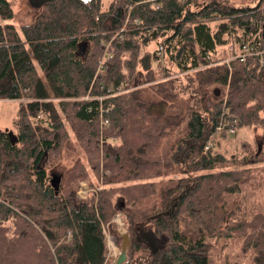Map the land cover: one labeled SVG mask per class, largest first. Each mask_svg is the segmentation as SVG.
<instances>
[{"label": "trees", "instance_id": "trees-1", "mask_svg": "<svg viewBox=\"0 0 264 264\" xmlns=\"http://www.w3.org/2000/svg\"><path fill=\"white\" fill-rule=\"evenodd\" d=\"M243 1L48 0L19 33L0 0V101H19L16 142L0 130V264H107L119 214L123 264H210L224 239L264 264L262 148L243 142L227 157L218 146L264 130V62H223L230 47L264 50V0ZM156 70L192 90L156 82ZM69 132L85 162L58 174L55 191ZM83 181L95 190L84 201Z\"/></svg>", "mask_w": 264, "mask_h": 264}, {"label": "rangeland", "instance_id": "rangeland-1", "mask_svg": "<svg viewBox=\"0 0 264 264\" xmlns=\"http://www.w3.org/2000/svg\"><path fill=\"white\" fill-rule=\"evenodd\" d=\"M12 4L13 12L15 15V18L9 23L13 24L17 31L20 33V27L21 25L28 24L32 22V20L35 18V16L40 12L41 10V4L38 0H7ZM101 2V8L105 10L111 0H100ZM249 0H244L243 2L248 3ZM156 45L151 44L148 46L145 51H153L155 49ZM221 62V61H220ZM223 62H226L224 60ZM40 76L42 77L41 73ZM155 81L156 82H164L166 80H173V81H179L181 82L180 88L178 91H184L189 92L192 90V84L186 82V78L182 76V74H171L170 76H158L157 70L155 71ZM149 84H143V80H140V84L136 85L133 89L142 88L145 86H148ZM132 89V90H133ZM126 91H120L119 94H123ZM227 93V92H226ZM224 97H227L226 94H224ZM18 105L19 101H0V130L4 131H10L12 127V121L15 118L17 111H18ZM263 116V114H261ZM70 138L69 142L71 141V144H69L60 159L59 162H57L56 166H54L53 170L50 172L55 173L54 175L61 174L66 168H69L76 160L80 159L82 162L84 161V155L82 151L80 150L79 146L74 140V136L71 132H69ZM215 140V139H214ZM249 143L252 148H256L257 146L262 148V152L264 154V130L263 129H239L238 132L234 136L228 137L225 141H223L222 144L218 145L222 153L227 155V157H231L235 155L239 151V147L241 143ZM264 164L260 165V167H263ZM52 173V174H53ZM77 190V198L79 200H86L89 195L94 192L95 190L91 189L88 185L87 181L81 182L79 184ZM103 188V185L100 184L98 189L101 190ZM79 191H82L80 194ZM81 195H85V197H81ZM120 197H116L115 201L116 203L120 201ZM256 200L258 202L264 201V196L261 192L257 193ZM121 219L122 226L119 223H115L117 219L114 220V224L117 227L118 233L121 237V245H122V236L127 233V229L125 227V224L123 222V219ZM107 242V251H108V263L107 264H114L117 260L121 247L117 248L114 244V240L111 242L114 245L115 248V254L111 250L110 242L108 239H106ZM153 241H151L152 244ZM153 245V244H152ZM153 248H156L153 246ZM209 262L210 264H223L224 260L229 264H251L250 258L247 255H244L242 251H240V242L238 240H228L224 239L219 241L216 244V247L211 248L209 251ZM116 255V256H115Z\"/></svg>", "mask_w": 264, "mask_h": 264}, {"label": "built area", "instance_id": "built-area-1", "mask_svg": "<svg viewBox=\"0 0 264 264\" xmlns=\"http://www.w3.org/2000/svg\"><path fill=\"white\" fill-rule=\"evenodd\" d=\"M140 2H149V0H140ZM77 9H79V8H77ZM127 31H128V28L126 26H123L118 31L116 37L119 38V39H123V37H124L123 35ZM161 50L162 49L159 47L158 48V54H157L158 56L161 55ZM228 53H229V57L226 59V62H225L226 64H229L231 61H234V60H237V59H239L241 62H244L249 56H254V55H259L260 56V60H259V63L260 64H262L264 62V50L261 51V52H254V50L252 48H247V47L246 48L245 47L243 48L242 47L241 53H239L237 56H235V55L232 54L233 53V48L230 47L229 50H228ZM225 100H226V97H224V102H225ZM223 114H225V112H223ZM230 125H231L230 127H233L234 125H236V122H233ZM230 129H232V128H230ZM230 129H229V132L228 133L230 135H232L234 133V131L233 130H230ZM81 192L82 191H79L78 193L80 194ZM81 197L83 198V197H85V195H81ZM120 217H121L120 214L115 217V219H117L115 221V223L117 222V223H119L122 226L123 224L121 223ZM106 239H108V241L110 242V246L112 247L111 250L115 254V248H114L113 243L111 242V240L113 241V238H111V237L108 236Z\"/></svg>", "mask_w": 264, "mask_h": 264}, {"label": "water", "instance_id": "water-1", "mask_svg": "<svg viewBox=\"0 0 264 264\" xmlns=\"http://www.w3.org/2000/svg\"><path fill=\"white\" fill-rule=\"evenodd\" d=\"M38 1L40 2L41 5H43L48 0H38ZM78 1H81L83 3H89L92 0H78ZM5 132H7L8 136H9V139H10V142L12 144H14L16 142V139L14 138V136L12 135V133L9 132V131H5ZM59 182H60V178L58 176L54 175V174H51L50 184L54 188L55 191L58 190ZM148 241H149L148 243L151 246L150 239ZM129 244H130L129 235L128 234H124L122 236L121 251H120V254H119V256H118V258H117V260L115 261L114 264H123L125 262V260H126V253H127L128 248H129Z\"/></svg>", "mask_w": 264, "mask_h": 264}, {"label": "flooded vegetation", "instance_id": "flooded-vegetation-1", "mask_svg": "<svg viewBox=\"0 0 264 264\" xmlns=\"http://www.w3.org/2000/svg\"><path fill=\"white\" fill-rule=\"evenodd\" d=\"M152 248H153V245L151 244Z\"/></svg>", "mask_w": 264, "mask_h": 264}]
</instances>
